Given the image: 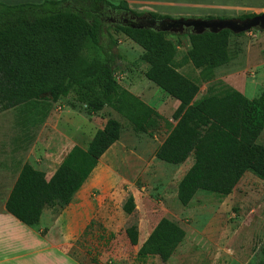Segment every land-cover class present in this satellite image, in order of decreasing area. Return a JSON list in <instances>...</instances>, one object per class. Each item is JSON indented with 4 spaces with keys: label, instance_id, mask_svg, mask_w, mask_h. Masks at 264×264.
<instances>
[{
    "label": "trees",
    "instance_id": "trees-1",
    "mask_svg": "<svg viewBox=\"0 0 264 264\" xmlns=\"http://www.w3.org/2000/svg\"><path fill=\"white\" fill-rule=\"evenodd\" d=\"M107 8L129 10L124 2L114 4L108 0L12 4L0 0V109L42 99L54 102L71 95L90 112L113 109L137 132H150L161 120L168 122L155 108L117 83L114 66L120 58L115 51L118 41L101 19ZM113 30L143 48L142 58L148 64L145 77L179 101L172 113L175 124L155 156L169 164H180L192 157L177 184L176 197L182 206H189L200 191L220 198L227 196L247 171L264 180V145L258 142L264 129V86L256 96L248 97L217 81L196 98L199 87L178 70L176 46L165 38L166 32L123 25ZM229 33L227 29L189 33L187 60L196 68L220 61L227 54ZM86 41L101 56L89 72L82 70L80 56ZM120 128L117 119L108 118L87 147L73 145L49 177L24 162L5 209L31 227L38 225L45 208L59 213L119 138ZM134 207L133 196L129 195L123 209L131 213ZM184 236L185 230L177 222L162 217L138 248L137 258L158 256L166 261ZM251 264H264V243Z\"/></svg>",
    "mask_w": 264,
    "mask_h": 264
},
{
    "label": "rangeland",
    "instance_id": "rangeland-1",
    "mask_svg": "<svg viewBox=\"0 0 264 264\" xmlns=\"http://www.w3.org/2000/svg\"><path fill=\"white\" fill-rule=\"evenodd\" d=\"M238 3L256 6L264 4V0ZM247 13L250 12L242 14ZM201 17L207 16L198 18ZM107 27L118 41L115 51L120 58L114 66L117 83L155 108L168 122L161 120L152 131L137 132L113 109L90 112L71 95L54 102L42 99L0 109V209L24 162L49 177L71 146L86 148L96 130L108 118H115L121 123L119 138L100 157L69 205L59 213L45 208L40 227L49 228L60 214H65L67 223L60 226L69 229L71 235L63 245L80 264H251L264 243V180L247 171L227 196L220 198L200 191L189 206H182L176 197L177 184L192 157L180 164H169L155 156L175 124L172 113L179 101L145 77L148 64L142 58L143 48L122 32ZM165 32V38L176 46L178 70L199 87L196 98L217 81L248 97L256 96L263 88L264 29L230 32L226 56L207 68H196L187 60L190 42L186 33ZM80 56L83 71L94 70L93 66L101 61L89 41ZM258 142L264 145V129ZM129 195L135 207L126 213L123 205ZM162 217L185 230L183 240L166 261L158 256L137 258L138 248ZM64 259L59 263L71 264Z\"/></svg>",
    "mask_w": 264,
    "mask_h": 264
},
{
    "label": "crops",
    "instance_id": "crops-1",
    "mask_svg": "<svg viewBox=\"0 0 264 264\" xmlns=\"http://www.w3.org/2000/svg\"><path fill=\"white\" fill-rule=\"evenodd\" d=\"M11 1L12 0H9V2ZM36 1L38 2L40 0ZM108 1L114 4L124 2L130 9L136 11L154 12L172 17H213L216 15H230V13L242 14L245 11L254 13V11H256L258 8L264 11V4L256 6H240L238 1L240 2L241 0ZM232 1H237V3H233ZM12 2H15V0ZM71 147L68 149V151L71 149ZM8 194L0 209V264H54L53 262L61 264L64 258H66L71 264H80L72 258V256L68 253V250L65 249L63 245V241H69L71 235L69 229L65 228L64 226H60L64 225V222L65 224L67 223L65 214H60L54 225L44 230L42 227H40L43 212L45 210L44 209L38 225L34 227L28 226L5 209V201L8 197ZM58 226H60V228H57ZM55 232H57L56 235H58L61 239L55 238Z\"/></svg>",
    "mask_w": 264,
    "mask_h": 264
},
{
    "label": "water",
    "instance_id": "water-1",
    "mask_svg": "<svg viewBox=\"0 0 264 264\" xmlns=\"http://www.w3.org/2000/svg\"><path fill=\"white\" fill-rule=\"evenodd\" d=\"M172 31L176 33H183L184 26H193L195 33H202L205 30L218 32L222 29H227L233 33L245 32L251 28L264 29V11L260 14H255L245 18H198V17H179L172 20ZM162 30H166L163 28Z\"/></svg>",
    "mask_w": 264,
    "mask_h": 264
},
{
    "label": "flooded vegetation",
    "instance_id": "flooded-vegetation-1",
    "mask_svg": "<svg viewBox=\"0 0 264 264\" xmlns=\"http://www.w3.org/2000/svg\"><path fill=\"white\" fill-rule=\"evenodd\" d=\"M177 18L179 17H155L150 14V12L141 11V13H139L136 12V10H132L130 8L129 10L107 8L105 11H103V13H101V19L104 21L106 26L110 25L111 27L115 28L118 25H123L130 26L132 28H152L164 32L172 31V20H175ZM201 18L210 19L208 17ZM163 28H166V30H162ZM193 30V26H184L183 33H186L188 35L189 33L193 32Z\"/></svg>",
    "mask_w": 264,
    "mask_h": 264
},
{
    "label": "built area",
    "instance_id": "built-area-1",
    "mask_svg": "<svg viewBox=\"0 0 264 264\" xmlns=\"http://www.w3.org/2000/svg\"><path fill=\"white\" fill-rule=\"evenodd\" d=\"M256 13H257V14H260V11H259V10H257V11H256Z\"/></svg>",
    "mask_w": 264,
    "mask_h": 264
}]
</instances>
